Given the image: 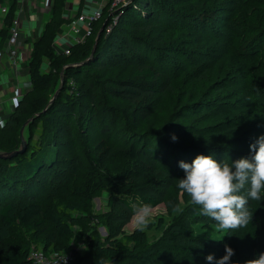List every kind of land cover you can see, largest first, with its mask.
I'll return each instance as SVG.
<instances>
[{
    "label": "trees",
    "instance_id": "16d2710c",
    "mask_svg": "<svg viewBox=\"0 0 264 264\" xmlns=\"http://www.w3.org/2000/svg\"><path fill=\"white\" fill-rule=\"evenodd\" d=\"M65 1L53 0L50 8L51 16L44 22L37 40L32 43L27 62L31 88L18 100L13 111L0 126L1 151L10 152L18 148L21 125L33 113L45 107L50 95L57 87L62 66L88 58L95 34L104 21L106 24L92 58L84 65L65 69L63 88L57 98L46 112L29 125L25 151L11 158H0V264H32L28 258L31 250L28 245L19 246L5 239L6 229L10 226L29 227L34 223L35 225L43 224L45 221L52 223L53 228L44 236L43 251L45 253H48L49 247L60 250L72 233L71 226L61 220L55 208L44 206L38 198L39 191L46 184L45 173L48 174L47 170L57 165L51 157L55 140L53 139L50 144L51 141L45 139V133L49 132L47 127L55 126L58 115L63 117L72 115L75 107L79 105L80 98L85 95H88L91 117L95 120L99 119L102 113L115 118L124 112V108H117L116 105L106 106L103 99L98 98L99 84L91 78H86L85 87L77 80L70 84L69 80L77 74L85 77L86 69L103 67L114 59H129L130 62L135 63L131 74L115 80L111 86L105 85L102 88L108 96L125 101L129 115L146 116L148 97L154 93L171 91L172 81L178 75L173 77L165 68L153 61L152 54L157 53L161 46H154V51L150 52V47L147 46L150 45L149 40L138 31L148 29L152 25H160L162 22L168 24L167 28H170L169 24L184 23L186 21L184 11L171 10V8L168 10L158 0L157 2L132 0V5L120 7L118 9L120 12L117 10L116 13L123 12V15H130L134 21L138 20L136 23L141 27L112 30L109 34H105L110 15L108 13L106 15L104 13L106 9H104L103 18L95 24L94 32L86 43L71 47L70 54L64 55L55 52L53 40L64 23L62 13ZM0 3L5 4V1L0 0ZM136 3L146 11L144 16L134 9ZM235 4L238 7L229 16L230 23L225 24V28L230 29L232 34L224 37L225 49L215 62L226 56L230 57L226 66L218 65V72L235 73L239 88L233 92V95L237 96V102H241L242 106H236L235 103L234 106H230V102L227 101L219 102V106L216 107L220 115H228L241 107L246 108L243 114L234 113L230 118L224 117V121L240 119L238 125L245 123V129L251 131L259 128L260 118L254 119L255 114L260 115L261 118L264 117V0H235ZM7 8L8 11L3 19L4 27L0 30L1 41L6 37L15 15L17 0H8ZM131 12L134 13L131 14ZM44 64L49 66L46 72L41 70ZM219 88L222 87L219 86ZM38 89L47 93L48 96L41 94L42 96L31 100L33 112L17 126H13L14 135L7 136L11 131L14 117L20 108L26 105V100L31 93ZM190 103L176 105L173 109L179 113ZM112 117L108 118V127L103 124V119H100L103 124L101 128L103 137L92 145L90 151L93 173L80 176L73 182H64L57 189V194L62 201L71 207L91 205L99 191L107 195L106 211L102 215L104 219L91 218L97 223L102 221L106 228V235L100 237L96 232H90L86 254L83 256L75 254L70 264H110V262L111 264H156L150 258V252L158 256L165 253L168 257L166 264H210L208 261L204 262L198 255L199 247H203L206 239L213 235L203 232L200 225L189 226L180 221L174 222L167 229L163 239L149 245L147 250L141 251L137 249L146 243L144 232L136 229L128 234L123 232L122 227L130 220L135 206L148 205L151 208L164 201L175 171L170 169L171 165L162 163V161L168 162L173 159V157H166L173 152H168L166 145L161 146L162 142L158 141L159 130L138 131L133 128L128 131L125 127L123 132H116L113 139ZM174 118L173 121L177 122V115ZM6 130L7 133L3 136ZM65 130L69 131V127ZM35 134L38 135L36 141ZM42 136L44 139H41ZM224 145L227 147L220 150L232 147ZM220 146L221 144L218 145ZM58 163L63 164L62 161ZM3 183L6 186H3ZM185 213L197 215L198 211H194L193 206L188 204ZM35 218L38 219L37 222ZM244 227L250 243L257 247L258 255L264 253V220L261 218L260 226H257L250 219ZM119 235H122L124 242L118 240ZM125 242L131 243L132 247L128 248ZM229 247L233 250V255L230 257L233 264H251L235 240L230 241Z\"/></svg>",
    "mask_w": 264,
    "mask_h": 264
},
{
    "label": "rangeland",
    "instance_id": "374dc122",
    "mask_svg": "<svg viewBox=\"0 0 264 264\" xmlns=\"http://www.w3.org/2000/svg\"><path fill=\"white\" fill-rule=\"evenodd\" d=\"M4 1L7 6L8 0ZM152 1L157 2V0ZM158 1L164 4L168 10L171 8V10L184 11L186 14L184 23L169 24L170 28H167L168 24L162 22L163 25L160 23V25H152L148 29L138 31L149 40L150 45L147 46L150 47V52H153L156 46H161L157 53L152 54L153 61L158 66L165 68L167 73L173 77L178 74L177 78L172 81L173 89L149 96L145 108L146 116L129 115L126 102L108 96L102 88L105 85L111 86L115 80L128 77L133 71L135 63L130 62L129 59L121 60L117 58L103 67L86 69L85 77L77 74L69 82L71 84L77 80L79 84L85 87L86 78H91L92 81L99 84L98 98L103 99L106 106L116 105L117 108H124L123 114L120 113L114 118L108 116L107 113H102L103 115L95 120L91 117L88 95H85V97L80 98L79 105L75 107L72 115L66 117L58 115L55 126L47 127L50 133H45V139L50 140V144L53 139L55 140L51 157L57 165L48 169V174L45 173L44 180L46 184L39 191L38 198L44 206L55 208L61 220L69 224L72 230L71 235L64 242L65 246L60 250L49 247L48 254L51 252H70L73 256L75 254L83 256L87 252V240H89L90 232H96L100 237L106 235V228L102 221L97 223L91 219L95 217L104 219L102 215L106 211L105 198L107 195L105 193L99 191L89 206L71 207L62 201V198L57 194V189L64 182H73L79 179L80 176L93 173L90 161L91 147L103 137L102 125L106 124L108 127V118L112 117L113 129L111 131L113 139L116 132H123L125 127L128 128V131L133 130V128L138 131L159 130L160 137H158V141L162 142L161 146L164 144L167 146L168 152H173V154L170 153L171 155L166 156L173 157V159L168 162L162 161V163L166 162V164L171 165L170 169L172 168L175 171L173 174L175 176L166 191L164 201L150 208L152 221L142 230L145 234L146 243L137 251L147 250L149 245L163 239L172 223L180 221L189 226L200 225L203 232L213 235V237L206 239L203 247H199L198 256L204 262H206L204 257L207 254H212L214 258L222 256L224 245L229 246L230 241L235 240L247 261L256 264V259L260 254L258 255L257 247L250 243L244 226L231 230V234H224V230L220 229L219 225L210 218L199 214L190 215L185 213L190 200L186 193L177 188V179L182 178L184 175L183 170L178 166V161L191 162L192 158L199 153L212 155L218 162L230 163L231 160L250 156L249 143L253 142L258 135L264 134V117L261 118L257 114H255L254 119L260 118L258 121L259 128H254L251 131L245 129V123L238 125L240 119L231 118L233 119L231 122L224 121V117L230 118L234 113L243 114L246 112V108L241 107L233 110L228 115L217 113L218 107L216 106H219V102L228 101L230 106H234V103L236 106H242L241 102H237V96L233 95V92L239 88L235 73L227 74L224 72L223 74L218 72V65L223 64L226 66L230 57L226 56L224 59L215 62L216 58L225 49L224 37L232 34L230 29L225 28V24L230 23L229 16L235 12L238 5L235 4V0ZM129 5L132 4L125 3L123 8ZM134 9L138 10L142 16L146 14V11L137 3ZM116 12L107 9L104 11L106 15L107 13L110 15L108 34L112 30H128L130 27L139 29L141 27L136 23L138 20L134 21V18L130 15H123V12L119 13L120 11ZM133 13L131 12V14ZM115 26L117 27L115 28ZM63 32L60 28L57 35ZM105 34L107 33L105 32ZM48 69L49 66L45 64L41 67V70L45 72ZM29 85L31 87V82ZM219 86L222 88H219ZM41 94L45 97L48 96L47 93L41 92L39 89L31 93L28 100H26V105L21 107L14 117L11 131L9 130L10 133L7 136L14 135L15 128L13 126H17L19 122L33 112L34 108L30 105L31 100L42 96ZM186 103H190V105L183 107L179 113H176L173 109L176 105ZM2 107L5 111L7 109L12 110V106L8 102L2 101ZM176 115L177 122H174ZM100 119H103V124H101ZM66 127H69V131L65 130ZM6 133L7 130L3 136ZM171 134H175V141L170 138ZM36 139H38L37 134L34 135V140L36 141ZM216 144H221V146H214ZM224 144L232 147L227 150H220L227 147ZM177 157L181 158L178 159ZM57 159L62 161L63 164H59ZM3 186H6V184L3 183ZM248 211L251 214L250 219L253 223L260 226L261 218L264 220V200L259 202L250 200ZM34 220L37 222L38 219L35 218ZM52 228L53 224L48 221L39 225L34 223L29 227L14 225L6 229L5 239L13 241L19 246L28 245L31 250L43 251L45 249L44 236ZM134 229L131 218L122 227L123 232L126 234ZM118 240L124 242L122 235H119ZM124 244L128 248L132 247L131 243L125 242ZM149 255L154 263L166 264L168 257L165 253L158 256L150 252ZM210 264H215V260Z\"/></svg>",
    "mask_w": 264,
    "mask_h": 264
},
{
    "label": "clouds",
    "instance_id": "9594fccd",
    "mask_svg": "<svg viewBox=\"0 0 264 264\" xmlns=\"http://www.w3.org/2000/svg\"><path fill=\"white\" fill-rule=\"evenodd\" d=\"M170 138L175 141V134ZM248 149L250 156L230 163L218 162L212 155L199 153L191 162H177L184 173L177 179V188L187 194L194 211L215 221L224 234H231V230L249 223L250 200H264V134L249 143ZM151 221L148 205L133 208L131 222L136 230L142 231ZM232 255L233 250L225 244L222 256L214 258L207 254L204 259L215 260V264H233ZM256 264H264V253L257 257Z\"/></svg>",
    "mask_w": 264,
    "mask_h": 264
},
{
    "label": "crops",
    "instance_id": "0c3cea01",
    "mask_svg": "<svg viewBox=\"0 0 264 264\" xmlns=\"http://www.w3.org/2000/svg\"><path fill=\"white\" fill-rule=\"evenodd\" d=\"M98 0H66L62 18L64 23L60 26L63 31L76 13L88 12L95 8ZM53 0H23L17 1L15 14L20 19V52L15 67L8 63V59L3 57L0 61V120L5 121L13 108L17 104V97L23 96L31 87L28 77V57L29 48L37 40L41 28L50 16V8ZM46 15H48L46 17ZM4 27L3 15L0 13V30ZM60 32V29L59 31ZM1 41V40H0ZM3 41L0 42V45ZM54 45V44H53ZM2 101L8 102L12 110L6 111L2 107Z\"/></svg>",
    "mask_w": 264,
    "mask_h": 264
},
{
    "label": "built area",
    "instance_id": "2783aa9c",
    "mask_svg": "<svg viewBox=\"0 0 264 264\" xmlns=\"http://www.w3.org/2000/svg\"><path fill=\"white\" fill-rule=\"evenodd\" d=\"M23 1V0H19ZM130 0H98L95 8H91L88 12L76 13L67 24V28L63 33H59L54 40V50L56 53L68 55L71 47L79 44H85L87 39L92 36L95 24L101 19L102 11H117V9L129 2ZM8 8L5 4L0 3V13L6 15ZM109 26L105 32H109ZM20 19L19 15L15 14L11 20L7 35L0 45V61L3 57L8 59L10 66L15 67L18 61L20 52ZM31 48H29V54ZM21 96L17 97V101ZM3 121L0 120V125ZM32 264H70L73 255L70 252H51L45 253L41 250L32 249L28 255Z\"/></svg>",
    "mask_w": 264,
    "mask_h": 264
},
{
    "label": "water",
    "instance_id": "95a60500",
    "mask_svg": "<svg viewBox=\"0 0 264 264\" xmlns=\"http://www.w3.org/2000/svg\"><path fill=\"white\" fill-rule=\"evenodd\" d=\"M131 1L132 0H130L127 3H131ZM120 7H124V5L120 6ZM105 24H106V21H104L102 23L101 27L97 31L88 58H86L85 60L78 62V63H70V64H65L62 66L60 73H59L58 85H57L56 89L53 91V93L50 95L48 102L46 103L45 107L42 110H40L39 112L33 113L21 125V127L19 129V141H20V143H19L18 148L13 150V151H10V152H5V151L0 150V158H2V159L11 158V157L16 156L17 154H21L25 151V149L27 147V143H28L27 129H28L29 125L33 122L34 119L38 118L41 114L46 112L47 109L53 104L54 100L57 98L60 90L63 88L65 69H67L69 67H75L78 65H84L92 58L93 53H94L95 48H96V45H97V42L99 40L100 34L102 33V31L105 27Z\"/></svg>",
    "mask_w": 264,
    "mask_h": 264
}]
</instances>
